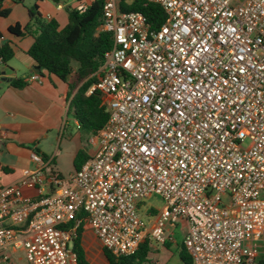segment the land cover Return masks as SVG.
<instances>
[{
	"label": "built area",
	"instance_id": "built-area-1",
	"mask_svg": "<svg viewBox=\"0 0 264 264\" xmlns=\"http://www.w3.org/2000/svg\"><path fill=\"white\" fill-rule=\"evenodd\" d=\"M147 2L166 15L158 29L141 12H122L119 0H104L99 30L112 34L113 46L88 92L101 93L109 115L92 139L96 154L65 178L33 151L35 168L0 183V264L11 249L27 264H78L81 227L114 256L130 257L146 238L172 239L178 224L193 264L258 257L264 0ZM155 195L165 207L148 228L138 209Z\"/></svg>",
	"mask_w": 264,
	"mask_h": 264
},
{
	"label": "trees",
	"instance_id": "trees-1",
	"mask_svg": "<svg viewBox=\"0 0 264 264\" xmlns=\"http://www.w3.org/2000/svg\"><path fill=\"white\" fill-rule=\"evenodd\" d=\"M15 4L24 5V0H11ZM41 2L44 0H36ZM56 1V0H53ZM6 0H0V18H8L11 9L5 7ZM104 0H96L84 11L71 9L68 12V24L60 30L54 21H44L38 5L29 9L30 21L26 26L17 24L8 30L11 38H32L33 44L28 55L33 59L40 73L47 72L69 86V98L72 115L79 122L80 128L87 129L96 135L108 121V113L103 106L102 95L98 91L88 94L98 81V72L103 65L104 55L113 46L112 34L99 30L102 24ZM122 12H141L154 29L160 28L165 22L164 11L147 0H119ZM3 35L0 33V40ZM15 43L6 40L0 43V63L5 66L15 56ZM11 85L17 89L23 88L26 82L13 79ZM90 159L86 151H80L74 162V168L79 171ZM157 214L155 210L152 211ZM84 229L81 227L73 241V251L78 258V264H90L87 252L83 246ZM166 241L165 248L170 249ZM106 264H148L153 253L152 243L146 238L138 252L130 257H116L102 247ZM179 258L182 264H193L192 258L184 244L179 247ZM253 264H264V256H259Z\"/></svg>",
	"mask_w": 264,
	"mask_h": 264
},
{
	"label": "crops",
	"instance_id": "crops-1",
	"mask_svg": "<svg viewBox=\"0 0 264 264\" xmlns=\"http://www.w3.org/2000/svg\"><path fill=\"white\" fill-rule=\"evenodd\" d=\"M94 1L96 0L72 2L44 0L34 1L32 5L27 6L25 0L24 5L6 0L5 7L11 9V14L8 18H0V33L3 35L1 41L12 40L16 46L15 56L8 65L0 63V183L2 185L17 183L22 177L23 169L35 168L31 160L33 151L39 152L46 160H51L56 166L55 169L63 177L67 176L65 178L71 177L76 172L75 170L72 174H64L60 161L63 152L59 153L64 140H69L64 142V145L75 140L68 126L74 111L71 107L72 98H69V86L57 77L47 72L40 73L41 71L38 72L42 77L41 83L29 81L30 76L37 73L35 69L37 65L28 55L33 40L30 37L11 38L8 30L17 24L26 26L30 21L29 9L35 5H38L44 21L54 20L62 30L68 24L69 10H79L81 6L86 9ZM13 79L24 80L26 85L17 89L11 85ZM73 120L78 130H82L74 117ZM88 155L92 157L91 154ZM83 229L84 232L90 230ZM259 256H264V238L261 241ZM10 257L8 264H27L21 249H11Z\"/></svg>",
	"mask_w": 264,
	"mask_h": 264
},
{
	"label": "rangeland",
	"instance_id": "rangeland-1",
	"mask_svg": "<svg viewBox=\"0 0 264 264\" xmlns=\"http://www.w3.org/2000/svg\"><path fill=\"white\" fill-rule=\"evenodd\" d=\"M36 0H25V5L30 6ZM70 2L74 0H69ZM70 128V133L75 140L71 143L64 145V142L69 140H64L63 145L60 148V152L63 156L60 157L61 167L65 175L68 173H74V162L77 154L82 150L94 156L97 152V147L92 143V139L95 137L87 129L78 130V127L74 125L73 117L70 116V122L68 124ZM245 147L248 146V142L244 144ZM64 150V151H63ZM57 162V160H56ZM54 168L56 167L53 164ZM67 177V176H64ZM24 190V195H29V193ZM165 207V201L160 196H153L143 200L139 206L138 213L142 217L146 226L149 228L153 221L155 220V215L153 210L157 213L160 212ZM173 236L172 239L168 240L170 249H163L165 244H161L156 239L150 238L152 243V253L149 257L150 262L148 264H182L178 252L179 247L183 243L184 231L182 227L178 224L175 228H172ZM84 246L86 248L87 257L90 264H106V260L103 255L102 246L97 240L95 234L92 230L84 232ZM174 246L176 248H174ZM178 248V249H177Z\"/></svg>",
	"mask_w": 264,
	"mask_h": 264
},
{
	"label": "water",
	"instance_id": "water-1",
	"mask_svg": "<svg viewBox=\"0 0 264 264\" xmlns=\"http://www.w3.org/2000/svg\"><path fill=\"white\" fill-rule=\"evenodd\" d=\"M35 69H36V72H40V67L36 66Z\"/></svg>",
	"mask_w": 264,
	"mask_h": 264
}]
</instances>
